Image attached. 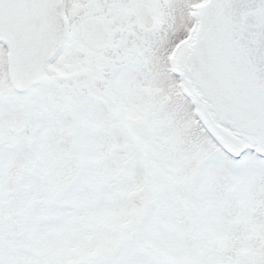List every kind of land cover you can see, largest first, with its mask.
Returning <instances> with one entry per match:
<instances>
[{"label": "snow or ice", "instance_id": "1", "mask_svg": "<svg viewBox=\"0 0 264 264\" xmlns=\"http://www.w3.org/2000/svg\"><path fill=\"white\" fill-rule=\"evenodd\" d=\"M0 264H264V0H0Z\"/></svg>", "mask_w": 264, "mask_h": 264}]
</instances>
